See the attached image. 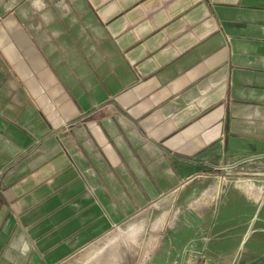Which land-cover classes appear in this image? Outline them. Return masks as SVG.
<instances>
[{
    "label": "crops",
    "instance_id": "0c3cea01",
    "mask_svg": "<svg viewBox=\"0 0 264 264\" xmlns=\"http://www.w3.org/2000/svg\"><path fill=\"white\" fill-rule=\"evenodd\" d=\"M10 4L0 264H66L155 210L175 222L139 264H235L248 238L224 234L235 193L203 180L264 156V0Z\"/></svg>",
    "mask_w": 264,
    "mask_h": 264
},
{
    "label": "rangeland",
    "instance_id": "374dc122",
    "mask_svg": "<svg viewBox=\"0 0 264 264\" xmlns=\"http://www.w3.org/2000/svg\"><path fill=\"white\" fill-rule=\"evenodd\" d=\"M17 1L0 0V11L5 10L10 3L12 5ZM212 177L203 180V187H221L224 190L230 186L229 188H232L235 193L234 201L229 200V204L233 205L231 208L233 215L229 216L230 227L224 234H236V228L241 225L243 233L248 235L246 242L241 246V250L236 252L235 264H264V156L250 157L229 166L223 163L215 170ZM220 177L224 183H220L218 186ZM219 195H222V192ZM215 196H217L216 193ZM216 199L213 203H216ZM162 201L165 202L164 209H169L179 203L180 197L178 194H174L166 196ZM222 214V211H219L217 218L220 219ZM172 220L175 222L174 218L162 216L160 210H155L152 216L146 215L143 218L132 220L124 226H116L110 230L105 238L83 249L66 264H96L92 261L82 262L84 251H89V253L90 251L100 252V255L106 254L102 264H139L150 250L149 246H153L155 237L157 239L158 235L173 225ZM118 228L122 231L121 234L116 230ZM147 228L149 234L145 235ZM222 233V231L215 232L216 235L214 234L213 238L215 236L220 237ZM204 237H209V235ZM256 240H260V242L256 243ZM186 245H192L195 248L198 244L193 241ZM114 246L117 250L125 249L128 252L127 257L116 259L113 254L116 250Z\"/></svg>",
    "mask_w": 264,
    "mask_h": 264
},
{
    "label": "bare ground",
    "instance_id": "6f19581e",
    "mask_svg": "<svg viewBox=\"0 0 264 264\" xmlns=\"http://www.w3.org/2000/svg\"><path fill=\"white\" fill-rule=\"evenodd\" d=\"M116 230L119 232V234H121L122 231L120 230V228H118ZM114 248H116V246H114ZM99 253L100 252L95 253V251H90V253H89V251H84L83 254H82V262H90V261H92V262H94L96 264H102V261L104 260L106 254H101L100 255ZM113 254H114V257L116 259H118L120 257L121 258L127 257L128 252L125 251V249L122 250L120 248V250H117V248H116V250L114 251Z\"/></svg>",
    "mask_w": 264,
    "mask_h": 264
},
{
    "label": "built area",
    "instance_id": "2783aa9c",
    "mask_svg": "<svg viewBox=\"0 0 264 264\" xmlns=\"http://www.w3.org/2000/svg\"><path fill=\"white\" fill-rule=\"evenodd\" d=\"M194 248H193V246L192 245H188V246H186V248H185V250L187 251H189V250H193Z\"/></svg>",
    "mask_w": 264,
    "mask_h": 264
}]
</instances>
